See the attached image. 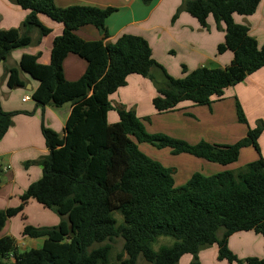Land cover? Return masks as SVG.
<instances>
[{"label":"trees","instance_id":"trees-1","mask_svg":"<svg viewBox=\"0 0 264 264\" xmlns=\"http://www.w3.org/2000/svg\"><path fill=\"white\" fill-rule=\"evenodd\" d=\"M10 1L29 13L21 28L0 29V63L13 50L34 42L32 30H39V41L51 32L41 15L62 23L64 30L54 39L51 62L43 64L39 55H23L20 67L10 70L9 87L22 86L21 72H28L40 82L33 94L38 103L55 107L70 103L72 109L64 136L43 126L49 152L27 162L41 164L43 176L25 191L18 207L0 210V233L8 219L23 212L31 199L63 219L53 227L25 225L24 236L45 237L41 248L21 252L14 238L0 235V264H111L117 238L124 241L117 257L121 264H137L140 256L151 264H179L185 254L192 255L190 264H202L199 254L208 245L218 246L219 260L264 264V257L242 261L229 247L230 237L240 231L264 237V158L259 145L264 122L250 127L245 137L231 145L206 140L192 144L166 134H150L136 111L122 105L117 107L119 120L109 122L114 108L110 97L128 84L131 75L156 82L153 106L165 113L185 101L211 106L224 98L226 88L263 68L264 46L249 26L234 18L235 14H254L262 0H184L182 8L203 28H209L211 16L218 28L225 25V42L218 46V52L231 50L234 58L226 67L189 70L183 65L182 77L172 76L155 59L143 36L124 33L114 42L106 41L107 19L116 11L114 7L60 8L55 0ZM86 25L99 28L103 37L82 38L77 31ZM70 53L87 61L86 71L74 81L64 72ZM156 69L164 74L162 84L156 80ZM237 107L239 120L247 124L239 103ZM14 114L0 106V138L9 130ZM141 143L170 147L174 154L188 153L224 166L237 162L242 150L249 147L257 151L258 158L238 171L196 172L177 187L172 171L146 154ZM162 236L175 241L155 250L153 244Z\"/></svg>","mask_w":264,"mask_h":264},{"label":"crops","instance_id":"crops-1","mask_svg":"<svg viewBox=\"0 0 264 264\" xmlns=\"http://www.w3.org/2000/svg\"><path fill=\"white\" fill-rule=\"evenodd\" d=\"M183 3L184 0H152L148 4L144 0H55V4L60 8L74 5L114 7L116 11L107 19L109 37L106 41L114 42L124 33L143 36L151 44L155 59L162 65L166 66L161 52V48L165 46H168L172 53H176L177 50H188L194 53L198 58L195 66L182 64V67L186 65L189 70L205 66L204 61L211 60L217 64L209 68L229 65L234 58V53L231 50L222 54L218 52V46L225 42V25L218 28L211 16L209 28H203L199 21L187 11H182L174 20L176 11L183 6ZM28 13V10L10 0H0V29L21 28ZM40 18L51 32L42 36L39 41V30H32L31 36L34 42L29 46L13 50L0 63V106L5 112L15 113L9 130L0 138V210L18 207L25 191L43 176L41 164L27 165V162L37 161L49 152L43 135V126L54 129L61 136L65 135L67 120L72 109L70 103L61 107L38 103L33 94L40 82L28 72H21L24 82L22 86L10 88L8 85L10 70L13 67H20L23 55H39V62L43 64L51 62L54 39L63 33L64 25L45 15H41ZM234 18L237 23L249 26L250 33L259 45L264 46V0L254 14H235ZM77 33L85 40H98L103 37L99 28L94 25L83 26ZM86 69L87 61L77 54L70 53L64 61V72L68 80L79 79ZM180 75L177 76L180 77ZM136 78L134 75L129 76L128 84L111 95V97L114 96V100L110 97L111 102H114L116 107L114 106L115 110L109 112L110 123L119 120L118 106L133 108L132 104L123 98L122 90L129 86L132 79L141 82ZM26 96H29L28 100H24ZM224 97L223 100L212 104L210 108L214 106L215 115L230 118L234 117L235 104L241 105L248 123H244L246 126L237 127V134L233 138H235L234 141H238L247 135L250 127L254 128L261 121L264 122V67L250 74L243 82L226 88ZM137 107L136 105L133 108L136 113L139 110ZM253 108L257 111L251 114L250 111ZM112 111H115L116 115H111ZM259 145L264 158V132L259 139ZM241 154H247L246 159L250 162L258 158V153L253 147L245 148ZM5 166L9 168L4 169ZM62 219L63 217L54 210L31 199L23 212L8 219L0 235L14 238L19 248L20 246L28 248L25 251L41 248L46 240L45 237L24 236L25 225L53 227L59 225ZM232 238H234L233 235L229 239V246L234 251ZM248 257L263 258L264 255L251 254Z\"/></svg>","mask_w":264,"mask_h":264},{"label":"rangeland","instance_id":"rangeland-1","mask_svg":"<svg viewBox=\"0 0 264 264\" xmlns=\"http://www.w3.org/2000/svg\"><path fill=\"white\" fill-rule=\"evenodd\" d=\"M144 2L146 4L149 3L145 0ZM182 7L179 8L181 9L179 15L182 11H186ZM161 49L166 64V66H163L172 76L178 77L177 75L181 74L180 77H182L184 75L182 64L195 66L198 62V58L194 53H191L188 50H177L176 53H172L168 49V46L162 47ZM204 62L207 67H214L217 64L213 62V60ZM154 73L157 82L162 84L165 81L163 72L160 69H156ZM134 76L137 77L136 79H140L141 82L134 81L133 79L135 78L130 80L129 86L122 90L124 93L123 98L132 104L133 108L136 105L138 106V117L142 120L146 130L150 134H166L174 138L184 139L192 144L201 140H206L217 144L231 145L236 142L233 137L237 134V127L239 125L246 126L239 120L238 107L236 104L234 117L232 116L230 118L222 117L219 114L215 115V112L213 111L214 106H212L213 108H210L211 106L209 105H195L190 101L180 103L174 111L159 113L154 108L152 102L153 98L157 95L156 82L140 75ZM111 98L114 100V96ZM216 102L218 101L216 100L212 104ZM111 103L114 107L115 103ZM112 110H115V108ZM256 111L257 110L253 108L250 112L253 114ZM115 113V111H112L111 115ZM140 147L146 154L159 160L165 167L172 171L175 185L177 187L186 184L196 172H200L204 175H211L227 169L238 171L250 162V160L246 159L248 156L247 154H241L242 156H240L237 162L224 166L219 163L206 161L188 153L174 154L170 147L158 148L149 143H141ZM117 216L120 217L119 214H117ZM221 234L222 230L220 231V235ZM233 236L232 247L234 248V251L231 250L235 252L238 258L242 261L248 258L251 254L264 255V237L262 234L254 231H240ZM174 241L175 240L172 237L162 236L153 244V248L155 250H160L164 246H171ZM123 244L124 241L122 238H117L113 242V248L110 255L111 264H121L120 261L117 260V257L119 252L123 249ZM27 249L28 248H23L22 246L19 248L22 252ZM218 255L219 250L217 245L205 246L201 249L199 254L202 264H241L240 262L230 263L227 260H219ZM191 260L192 255L185 254L181 258L179 264H190L189 262H191ZM137 264L151 263L146 261L143 256H140Z\"/></svg>","mask_w":264,"mask_h":264},{"label":"built area","instance_id":"built-area-1","mask_svg":"<svg viewBox=\"0 0 264 264\" xmlns=\"http://www.w3.org/2000/svg\"><path fill=\"white\" fill-rule=\"evenodd\" d=\"M29 99V96H26L24 97V100H28ZM9 166H5L4 169H8ZM11 257H14V254H11Z\"/></svg>","mask_w":264,"mask_h":264},{"label":"water","instance_id":"water-1","mask_svg":"<svg viewBox=\"0 0 264 264\" xmlns=\"http://www.w3.org/2000/svg\"><path fill=\"white\" fill-rule=\"evenodd\" d=\"M70 231H71L72 235H74V233H73V227L70 228ZM6 261H8V259H6Z\"/></svg>","mask_w":264,"mask_h":264}]
</instances>
